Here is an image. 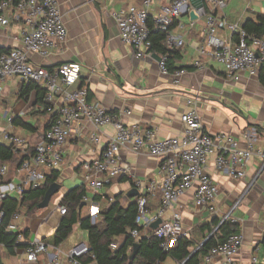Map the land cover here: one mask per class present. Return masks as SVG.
I'll return each mask as SVG.
<instances>
[{
  "label": "built area",
  "instance_id": "built-area-1",
  "mask_svg": "<svg viewBox=\"0 0 264 264\" xmlns=\"http://www.w3.org/2000/svg\"><path fill=\"white\" fill-rule=\"evenodd\" d=\"M155 1L140 0L139 4L110 13L121 42L132 49L134 57L141 59L152 56L149 52L150 22L155 29L164 33L166 47L176 50L184 47V40L172 32V27L182 30L185 27L182 21L184 17L187 18L190 28L198 20H203L204 42L196 50L197 59L193 62V68L202 70L201 58L208 56L231 78L237 79L239 74L247 73L250 76L262 75L264 81V38L249 37L242 29L243 14L252 9L251 2L237 21L231 23L224 14L230 0H202L199 8L192 5V0H168L154 10ZM191 14L195 19H191ZM1 32L11 33L14 46L0 50V94L1 84L7 79H15L22 84L33 83L45 90L44 105L47 114L55 116V119L43 133V140L34 144L31 150L23 137L8 130L1 131L0 145L12 148L14 153L21 151L26 158L15 168L14 180L8 181V167L0 166V204L6 198L14 197L19 200L27 192L40 188L45 183L47 174L62 167L64 148L68 140L78 134L75 124L85 121L96 129L112 126L115 134L107 142L100 158L82 165V184L90 192H99L125 175L127 169L122 165L119 156L122 148L132 153L146 151L150 156L159 159L158 181L143 183L137 179L132 180V187L138 192L135 199L137 214L135 227L127 231L126 237L138 243L141 236L139 229L151 230L150 225L161 220L162 223L153 232L160 241V249L167 253L178 240L190 238L189 233L183 229L178 213L172 212L170 219H163L186 192L194 190L195 207L205 208L214 216L219 215L215 206L218 185L206 172L211 157L215 158L216 171L233 180L245 178L246 168L254 158L264 167V142L263 146L257 147L255 130L242 134L243 147L230 136H211L205 131L198 111L187 101L188 110L180 117L182 134L160 140L154 128L124 124L122 118L131 116L129 109L111 112L89 103L88 90L78 86L81 80L80 65L62 64L48 70L32 61L33 56L47 58L52 50H60L65 44L67 30L57 0H21L16 5L11 0H2ZM221 34H225L227 39H223ZM233 35H236V40L232 38ZM158 57L160 73L170 74L167 56ZM185 73L186 70L182 69L171 74L178 81ZM8 121L12 123L11 118ZM96 141L95 135H92L91 142ZM147 196L159 198V207L154 212L147 209ZM87 201L86 195L82 202ZM65 212V208L61 206L60 215L63 216ZM3 217L4 213L0 210V223ZM96 217V212L90 215L92 224ZM20 219V214H13L6 227V232L17 235L16 245L24 238L23 230L19 226ZM226 221L236 224L231 213L222 215L220 225ZM120 244L117 242L111 245V250L116 251ZM242 245L243 237L240 233L229 235L207 251L203 262L213 264L216 259H222L223 264H237L236 256ZM130 251L131 248L128 254ZM43 256L48 258V264H61V259L68 264H85L84 258L93 259L87 243L77 244L67 252L47 245L37 237L27 243L24 248L25 263L37 264ZM87 264L95 263L91 261ZM252 264H257V258L252 259Z\"/></svg>",
  "mask_w": 264,
  "mask_h": 264
},
{
  "label": "crops",
  "instance_id": "crops-1",
  "mask_svg": "<svg viewBox=\"0 0 264 264\" xmlns=\"http://www.w3.org/2000/svg\"><path fill=\"white\" fill-rule=\"evenodd\" d=\"M67 30L65 44L60 50H52L50 55L41 59L33 56L32 61L46 69H55L62 64H78L81 67L78 86L85 87L88 101L111 112L129 109L130 117H123L124 124H138L142 128L157 130V138L167 139L182 134L180 117L188 110L187 101L191 102L199 113L205 131L215 136L224 134L235 138L244 146L242 134L255 130L257 147L264 142V83L261 76L239 74L237 79L227 76L222 69L208 56L201 58L202 70L193 68L197 59L196 50L204 42V21L198 20L193 28L188 25L187 18H182L185 27L180 30L175 26L172 32L184 40V47L179 49V58L172 60L174 71L180 68L186 73L178 79L170 72L160 73L153 55L138 59L132 49L123 44L119 38L118 29L110 13L126 9L129 5L139 4L140 0H57ZM168 0H156L154 10ZM252 7V5H251ZM244 11V10H243ZM243 11L236 13V0H230L224 11L229 22L234 23ZM264 15V9L255 11ZM254 11L243 14L244 21L251 17ZM237 15V16H236ZM227 39L225 34H221ZM14 46L11 33H0V50ZM178 83H175V82ZM12 83L9 84V83ZM9 84V85H8ZM14 84V85H13ZM19 81L7 79L1 84L0 108L4 107L3 120L5 130L26 139L28 146L41 141L40 135L48 122V116L42 114L40 107H33L35 93L32 92L28 103L17 100L15 94ZM129 88L126 92L120 86ZM13 86V87H12ZM217 104L223 105L240 114L247 124L246 130H239L228 119ZM16 117L22 118L37 132H25L20 127L9 123ZM78 134L73 135L65 146V157L59 173L60 191L54 195L48 208L36 211L30 218L21 217L19 226L26 232L20 244L13 253L0 247V264H27L24 258V248L34 238L49 239L57 229L62 216L59 213L60 202L68 190L82 184V165L100 158L107 142L115 134L112 126L96 129L88 122L74 125ZM4 129L0 128V133ZM95 135L96 142H91ZM4 146V145H3ZM16 155L23 156L21 151ZM126 174L115 179L99 192L87 190L88 201L81 209L82 216L97 213L103 207L112 204L117 196H121L122 205L128 200L135 202L136 197L127 199L126 194L133 190L132 180L146 183L158 181L160 160L150 156L146 151L132 153L126 148L119 152ZM214 157L208 161L206 172L218 185L219 193L215 206L219 215L210 214L205 208H197L193 203L194 190L186 192L168 211L164 220L170 219L171 213H178L183 229L194 241H200L202 234L198 228L207 224L212 232H216L222 215L231 213L236 219L238 233L243 237V245L236 256L237 264H252L257 258V264H264V167L258 159H252L247 168L246 176L241 180H233L216 171ZM7 179L14 180L15 166L9 164ZM14 198V197H13ZM158 199H153L152 205H157ZM154 207V206H152ZM210 234V233H209ZM206 234V237L209 235ZM205 237V239H206ZM198 243L200 249L203 241ZM124 237L117 239L120 244ZM80 243H87V234L78 225L72 235L59 250L67 252ZM195 250V249H194ZM193 250V251H194ZM192 251V252H193ZM191 252V253H192ZM46 256L40 258L37 264H48ZM172 263V262H171ZM61 264H68L61 259ZM213 264H223L222 259H216Z\"/></svg>",
  "mask_w": 264,
  "mask_h": 264
},
{
  "label": "trees",
  "instance_id": "trees-1",
  "mask_svg": "<svg viewBox=\"0 0 264 264\" xmlns=\"http://www.w3.org/2000/svg\"><path fill=\"white\" fill-rule=\"evenodd\" d=\"M2 0H0L1 2ZM13 5H16L21 0H11ZM150 29V42L151 47L149 52L156 56H167V67L169 72H174L172 67V60L179 58V49L169 50L165 45L164 33L154 28L151 22L148 24ZM174 27V26H173ZM243 31L247 36H256L264 38V15L255 12L251 17L247 18L243 25ZM232 38L236 40V35ZM52 70V68H47ZM180 68L178 70H182ZM263 81V80H262ZM264 83V81H263ZM122 89L129 92V88L120 85ZM81 87V85L79 86ZM35 93V102L33 107H40L41 113L47 115V109L44 105L45 90L37 87L33 83L19 84L18 90L15 94L17 100L28 103L30 94ZM221 109L228 119L239 130H246L247 124L242 116L232 109L223 105H215ZM48 116V115H47ZM55 116H48V122L44 128V132L49 128ZM13 124L20 127L25 132H37V127H33L25 122L22 118L16 117L12 120ZM33 145L29 146L30 150ZM26 157L16 155L12 148L0 145V164H9L16 168ZM59 173L54 171L46 175V181L40 188L27 192L21 199L6 198L0 204V210L4 213V217L0 223V247L13 253L14 248L17 247V235L15 233L6 232V227L11 222V216L15 213L20 214L21 217L30 218L36 211L38 205L42 202L45 192L48 187L57 182ZM10 181L11 179H7ZM87 188L81 184L71 190H68L63 196L60 206L64 207L66 212L55 230L54 234L49 239H42L47 245L58 248L62 246L72 235L73 229L76 225L86 232L87 244L91 249L90 257L83 259L85 264L93 261L95 264H167L173 262L175 264H204L203 258L207 251L216 243L224 241L229 235L238 233L237 225L231 224L229 221L224 222L218 226L213 236L202 246L197 253L188 259L191 252L197 248L198 243L205 239L206 234L211 233L212 229L207 225H201L197 230L202 234L200 241L194 239L182 238L178 240L176 245L169 252H163L160 247V241L155 237L151 230L139 229L140 249L132 262H128V251L135 244L134 241L126 237L127 231L135 227L134 220L137 214L136 203L128 200L126 205H122L121 196H117L112 204L108 207H102L98 212L94 224L91 223L89 216H82L81 209L85 206L82 198L86 196ZM158 199L157 205H152L153 199ZM154 206V207H152ZM159 207V198H151L147 196V209L154 212ZM26 236V232H22ZM124 238L123 242L119 245L116 251L111 250V245L117 243V239ZM188 259V260H187Z\"/></svg>",
  "mask_w": 264,
  "mask_h": 264
},
{
  "label": "water",
  "instance_id": "water-1",
  "mask_svg": "<svg viewBox=\"0 0 264 264\" xmlns=\"http://www.w3.org/2000/svg\"><path fill=\"white\" fill-rule=\"evenodd\" d=\"M192 5H194L195 7L199 8L200 6H202V0H192ZM191 19H195L194 15L191 14ZM153 58L156 59L157 62H159L160 58L156 55H153ZM40 135V138H41V141L43 140L44 138V135L43 133L39 134ZM60 184L58 182H55L53 184H51L48 189L46 190L45 192V195H44V198L42 200V202L38 205V209L39 210H43V209H46L48 208L49 204H50V201L52 199V197L54 195H56L59 191H60ZM138 196V192L133 189L131 190L129 193L126 194V197L127 199H131V198H134V197H137ZM161 220H158L156 221L155 223H153L152 225H150V229L152 231H155L158 229L159 225L161 224ZM214 232L210 233L206 239L203 241L202 246H204L206 244V242L213 236ZM140 249V245L139 243H135L132 248H131V251H130V254L128 256V262H132L135 258V256L137 255L138 251ZM199 249H195L188 257L191 258L195 253H197ZM187 259V260H188Z\"/></svg>",
  "mask_w": 264,
  "mask_h": 264
},
{
  "label": "rangeland",
  "instance_id": "rangeland-1",
  "mask_svg": "<svg viewBox=\"0 0 264 264\" xmlns=\"http://www.w3.org/2000/svg\"><path fill=\"white\" fill-rule=\"evenodd\" d=\"M250 2H251V5H252V9L250 11H254L255 12V11L264 9V0H236V13L245 10L246 6ZM12 83L10 82L9 84L12 85ZM4 111H5L4 107H1L0 108V128L5 130L6 129L5 128V121L3 120ZM167 264H175V263L168 262Z\"/></svg>",
  "mask_w": 264,
  "mask_h": 264
}]
</instances>
